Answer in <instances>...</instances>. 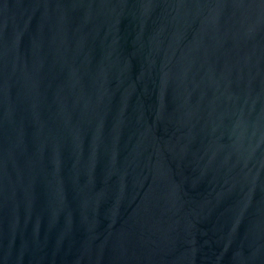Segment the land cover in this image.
Masks as SVG:
<instances>
[{
  "label": "water",
  "instance_id": "water-1",
  "mask_svg": "<svg viewBox=\"0 0 264 264\" xmlns=\"http://www.w3.org/2000/svg\"><path fill=\"white\" fill-rule=\"evenodd\" d=\"M0 264H264V0H0Z\"/></svg>",
  "mask_w": 264,
  "mask_h": 264
}]
</instances>
